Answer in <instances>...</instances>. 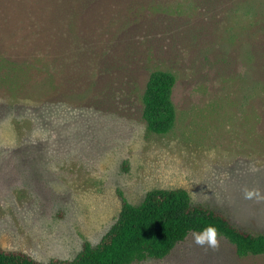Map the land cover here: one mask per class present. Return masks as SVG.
I'll return each mask as SVG.
<instances>
[{
	"label": "rangeland",
	"instance_id": "obj_1",
	"mask_svg": "<svg viewBox=\"0 0 264 264\" xmlns=\"http://www.w3.org/2000/svg\"><path fill=\"white\" fill-rule=\"evenodd\" d=\"M159 69L176 78L166 134L141 116ZM178 187L264 232V0H0L1 248L73 258L119 193ZM217 238L132 264H264Z\"/></svg>",
	"mask_w": 264,
	"mask_h": 264
},
{
	"label": "trees",
	"instance_id": "obj_2",
	"mask_svg": "<svg viewBox=\"0 0 264 264\" xmlns=\"http://www.w3.org/2000/svg\"><path fill=\"white\" fill-rule=\"evenodd\" d=\"M175 82L170 71L159 69L148 75L141 115L148 131L166 134L172 129L177 116L172 98ZM119 194L122 205L117 220L98 244L84 241L73 258H52L47 262L0 246V264H132L162 259L189 234L208 225L215 226L218 237L234 245L237 256L264 255V232H249L224 213L194 203L185 188L152 189L138 204Z\"/></svg>",
	"mask_w": 264,
	"mask_h": 264
},
{
	"label": "clouds",
	"instance_id": "obj_3",
	"mask_svg": "<svg viewBox=\"0 0 264 264\" xmlns=\"http://www.w3.org/2000/svg\"><path fill=\"white\" fill-rule=\"evenodd\" d=\"M252 193L245 190V198H251ZM194 243L201 247L215 250L219 246L218 229L213 225L205 226L201 231L192 233Z\"/></svg>",
	"mask_w": 264,
	"mask_h": 264
}]
</instances>
